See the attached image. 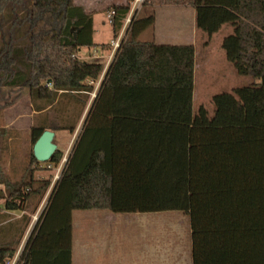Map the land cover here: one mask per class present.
I'll use <instances>...</instances> for the list:
<instances>
[{
  "label": "trees",
  "instance_id": "1",
  "mask_svg": "<svg viewBox=\"0 0 264 264\" xmlns=\"http://www.w3.org/2000/svg\"><path fill=\"white\" fill-rule=\"evenodd\" d=\"M133 1L106 9L113 38ZM190 3L207 38L231 28L225 59L252 82L214 94L211 113L194 111V47L142 41L154 16H132L24 264H71L74 210L177 211L189 220L192 264H264V0ZM92 32L93 12L74 0H0V87L27 88L35 117L16 177L2 163L11 134L0 129V264L14 257L51 184L37 171L62 159L57 149L37 161L34 142L44 130L73 133L101 75V63L78 56L94 45Z\"/></svg>",
  "mask_w": 264,
  "mask_h": 264
},
{
  "label": "crops",
  "instance_id": "2",
  "mask_svg": "<svg viewBox=\"0 0 264 264\" xmlns=\"http://www.w3.org/2000/svg\"><path fill=\"white\" fill-rule=\"evenodd\" d=\"M116 2L112 4H123L125 0ZM79 5L84 7L83 4ZM150 14L154 16V24L140 33V40L194 47L193 101L198 71L202 73L201 80L203 73L205 76L209 74L213 77L212 81L207 80L205 83L202 80L204 88L208 86L213 91L212 96L222 92L221 89L228 84L227 81H230L234 74L233 66L227 62L221 48V41L230 33L231 28L224 25L207 38L196 29V10L190 0H143L136 15ZM213 38H216L215 44L221 49L216 50V54H213L212 50L209 51ZM0 90L13 92L18 88L0 87ZM26 103L29 104L32 116L34 111L28 89ZM11 137L8 135L7 141H10ZM172 220L174 222L170 226L171 231L169 235L164 236L162 217L158 213L74 210L71 215V264H192L188 217L178 212L173 214Z\"/></svg>",
  "mask_w": 264,
  "mask_h": 264
},
{
  "label": "rangeland",
  "instance_id": "3",
  "mask_svg": "<svg viewBox=\"0 0 264 264\" xmlns=\"http://www.w3.org/2000/svg\"><path fill=\"white\" fill-rule=\"evenodd\" d=\"M74 1L77 4H83L84 8L87 11L93 12V20H94V32H93L94 45L90 47H85V46L80 47L78 50V56L81 60L85 62L101 63L104 67L107 56L109 54V50L108 51L102 50L100 45L107 43L110 44L112 40V29L108 20V11L106 9L110 7V4L118 0H74ZM140 5L141 4H139L138 7L136 6V9H139ZM125 22L126 19L124 20L123 26L119 31V32H123L124 34H126V30L128 27L127 25H125ZM215 43H216V38H213V43L209 47V51L212 50L213 54L216 52V50L221 51L219 46L216 45ZM232 70L234 71L233 67ZM233 73H234L233 78L230 81H227L228 84L225 85L223 89H221L222 91H228L232 87L245 86L252 82V79L249 77L239 76L235 73V71ZM201 74L199 73V71L198 74H196L197 78L195 84V99L192 102V109L195 111L196 109H198L199 106L203 105L211 113L213 107L210 102V98L213 94V91H211V88H209L208 86L205 89L204 88L205 84L204 85L202 84V80L203 83H205L207 82V80L212 81L213 77H210L209 74L205 76L203 73L202 75L203 78L201 80ZM100 81L101 80L99 78L96 82H94L93 90L88 96L86 106L80 116V119L77 122L74 132L73 133H69L67 131L55 132L54 142L57 145V149L60 150L62 153V159L61 162L56 167H52L49 170H43V169L40 171L38 170L36 173V176H43L45 178L52 175V180L50 186L48 187L46 193L44 194L39 204L37 211L31 215V221L25 231V234L20 242L18 249L24 247L27 238L31 234L37 222L39 215L47 206V202L56 185L57 179L59 178L60 174L65 168L67 160L83 131L86 117L90 111L96 93L100 88ZM26 97H27V88L26 89L18 88V90H13V92L9 90H3V91L0 90V129L8 130L12 136L10 141H7V150L2 152V163L5 166L6 171H8L10 175L15 177L21 173V169H20L21 164L23 166L24 162L27 159V154L30 152V148H31L29 129L34 123L35 117L33 116L34 113L32 116H30L31 109L29 107V104L26 103ZM174 213L178 214L177 211L158 213V215H161L162 217L164 236L166 234L169 235L171 231L170 226L173 225L174 222V220H172V216ZM15 217H19V215L16 214ZM157 227H159V225H157ZM164 241H166V239H164ZM167 243H171V242H167Z\"/></svg>",
  "mask_w": 264,
  "mask_h": 264
},
{
  "label": "built area",
  "instance_id": "4",
  "mask_svg": "<svg viewBox=\"0 0 264 264\" xmlns=\"http://www.w3.org/2000/svg\"><path fill=\"white\" fill-rule=\"evenodd\" d=\"M142 1L143 0H134L132 2L131 9H130V12H129L127 18H126L125 25H127V26L129 25L130 20H131V17L132 16H135L136 13H137V11L139 10V9H136V6L138 7V5L142 3ZM113 16H114V11L111 9V10L108 11V20H109V23L111 22V19L113 18ZM124 38H125V34L123 32H119L118 35L115 38H112V40H111V42L109 44L110 45L109 54L107 56L105 66L103 67L102 72H101V75L99 77L100 80L103 79V77L105 75V72H106L108 66L114 60L115 54H116L117 50L120 47L121 41ZM46 87L50 88L51 87V84L47 83L46 84ZM22 250H23V247L19 248L17 250V252L15 253L14 257L12 258V260L9 261V262H7L6 264H24V261L20 259V255H21Z\"/></svg>",
  "mask_w": 264,
  "mask_h": 264
},
{
  "label": "water",
  "instance_id": "5",
  "mask_svg": "<svg viewBox=\"0 0 264 264\" xmlns=\"http://www.w3.org/2000/svg\"><path fill=\"white\" fill-rule=\"evenodd\" d=\"M55 132L52 130H44L32 146V154L39 162H47L53 153L57 150L54 142Z\"/></svg>",
  "mask_w": 264,
  "mask_h": 264
}]
</instances>
